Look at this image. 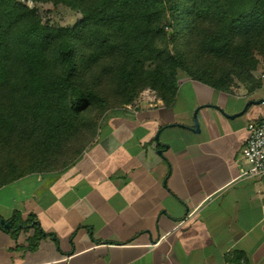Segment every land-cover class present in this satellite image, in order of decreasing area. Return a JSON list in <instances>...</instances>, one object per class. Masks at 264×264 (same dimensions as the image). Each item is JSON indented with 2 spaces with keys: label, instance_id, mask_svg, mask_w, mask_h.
<instances>
[{
  "label": "crops",
  "instance_id": "0c3cea01",
  "mask_svg": "<svg viewBox=\"0 0 264 264\" xmlns=\"http://www.w3.org/2000/svg\"><path fill=\"white\" fill-rule=\"evenodd\" d=\"M261 97L182 73L171 105L146 89L110 110L70 165L0 187V219L34 215L56 237L30 248L34 227L0 228V264H264V174L242 154Z\"/></svg>",
  "mask_w": 264,
  "mask_h": 264
},
{
  "label": "trees",
  "instance_id": "16d2710c",
  "mask_svg": "<svg viewBox=\"0 0 264 264\" xmlns=\"http://www.w3.org/2000/svg\"><path fill=\"white\" fill-rule=\"evenodd\" d=\"M81 14L73 26L43 21L35 6L0 0V187L59 171L98 137L110 110L151 89L171 105L182 73L216 89L263 85L264 0H31ZM14 235L34 227L15 212ZM248 264L247 257L227 258Z\"/></svg>",
  "mask_w": 264,
  "mask_h": 264
},
{
  "label": "rangeland",
  "instance_id": "374dc122",
  "mask_svg": "<svg viewBox=\"0 0 264 264\" xmlns=\"http://www.w3.org/2000/svg\"><path fill=\"white\" fill-rule=\"evenodd\" d=\"M19 1L25 2L30 6H35L38 9V12L41 15L43 21L52 25L73 26L81 18V14L78 11H75L63 4H54L51 1H46V2L44 1L33 2L31 0H19ZM253 74L256 78H261L263 80V85H264L263 60L259 62L257 68L253 71ZM263 85L261 87H258L256 90L263 88ZM232 89H239V90L242 89L247 91V88L244 86V84H241L240 82H236V84L232 86ZM147 90L149 91L151 89H147Z\"/></svg>",
  "mask_w": 264,
  "mask_h": 264
},
{
  "label": "built area",
  "instance_id": "2783aa9c",
  "mask_svg": "<svg viewBox=\"0 0 264 264\" xmlns=\"http://www.w3.org/2000/svg\"><path fill=\"white\" fill-rule=\"evenodd\" d=\"M248 137L242 149L243 157L251 162L249 174H264V120L249 123Z\"/></svg>",
  "mask_w": 264,
  "mask_h": 264
},
{
  "label": "water",
  "instance_id": "95a60500",
  "mask_svg": "<svg viewBox=\"0 0 264 264\" xmlns=\"http://www.w3.org/2000/svg\"><path fill=\"white\" fill-rule=\"evenodd\" d=\"M258 103H264V97L257 98V99L253 98V99L248 100L247 103L245 104V107L243 110H245L248 107V105H250V104H258ZM242 112L243 111H240L238 113L228 115V116L235 117V116L240 115ZM194 129L199 130V123H198V120L196 118V115H195V128ZM156 137H158V135ZM11 222L12 221L10 219L6 220L4 218H1L0 219V228H2L4 230L11 228V226H12Z\"/></svg>",
  "mask_w": 264,
  "mask_h": 264
}]
</instances>
